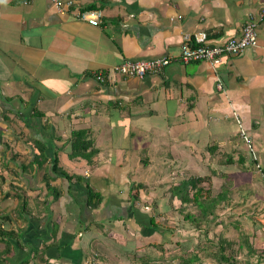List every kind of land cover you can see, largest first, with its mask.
Instances as JSON below:
<instances>
[{"label":"crops","instance_id":"crops-1","mask_svg":"<svg viewBox=\"0 0 264 264\" xmlns=\"http://www.w3.org/2000/svg\"><path fill=\"white\" fill-rule=\"evenodd\" d=\"M75 1L79 10L101 12L98 26L59 15L49 0H0V264L171 261L161 255L167 229L151 232L148 203H133L131 188L163 191L173 200L157 214H171L175 202L178 214L171 188L208 177L202 167L213 166L217 152L230 162L246 144L242 134L264 171L262 0ZM250 19L256 46L214 66L182 60L184 35L202 33L208 45H222ZM162 57L169 62L161 73H111L128 60ZM107 72L104 83L96 80ZM76 132L90 141L92 157L73 155ZM54 164L70 182L51 173ZM88 189L100 195L97 207ZM180 228L169 233L183 248ZM249 256L238 264L257 262Z\"/></svg>","mask_w":264,"mask_h":264},{"label":"rangeland","instance_id":"rangeland-1","mask_svg":"<svg viewBox=\"0 0 264 264\" xmlns=\"http://www.w3.org/2000/svg\"><path fill=\"white\" fill-rule=\"evenodd\" d=\"M241 144L237 145L235 151L231 152V163L224 162L226 153L217 152L213 156L212 162H210L213 166L204 163L202 167V170H206V167L211 170V174H208V177H203L204 181L197 184L198 188L202 190V196L214 199L219 193L223 192L224 197L223 201L216 207L213 205L215 207L213 209L214 215L208 217L209 221H204L198 229H195V225L183 221L184 215L182 217V215L173 212L179 206L178 202H175L176 205H172L171 214L164 213V215L161 214V216L156 217L162 220L161 222L167 221V226H163V228H169L170 230L171 228L181 227L178 234L180 237L182 235L180 241L183 248L178 247L176 244V231H174L175 236L166 232L169 238L165 239L167 244L162 245L161 255L170 258L171 261H168L170 264L174 263L179 255H190L188 250L195 249L198 243L199 254L201 256L207 255L213 248L210 243L212 241L217 243L221 237L229 239L230 242L228 243L232 244L229 248L225 247V252L235 258L233 264H238V261L244 263V257H247V261H249V255H253L251 261L256 260L259 256H264V171L257 162V155L255 151H252L253 148L250 149L246 144V147L243 143ZM238 158H241V160L239 161ZM145 163L146 160L141 158L139 163L141 168L145 167ZM153 169L157 170L156 168ZM204 175L206 176L207 172L203 173ZM196 178L198 177H192V179ZM210 179L213 180L212 183ZM158 192L161 193V197H158V193L154 191L152 196L147 191L143 192L142 195L137 193L139 203H148L151 206L155 203L156 207L154 208L161 210V204L168 205L172 199L168 200L162 194L163 191ZM215 201H213V204ZM18 209L22 210V208ZM148 211L152 214L150 209ZM188 211L200 215V210L197 208L190 207ZM217 224L219 225L217 226ZM213 226L215 227L212 228ZM177 231L179 232V230ZM191 233L192 235H190ZM156 238L158 239V237ZM245 241L248 242V247ZM188 244H190V247ZM241 246L244 248L239 250ZM250 246L252 248L251 252L248 250ZM202 252H206V254H202ZM203 259L204 263H209L208 258Z\"/></svg>","mask_w":264,"mask_h":264},{"label":"trees","instance_id":"trees-1","mask_svg":"<svg viewBox=\"0 0 264 264\" xmlns=\"http://www.w3.org/2000/svg\"><path fill=\"white\" fill-rule=\"evenodd\" d=\"M71 141H72L71 145H72L73 155H79L80 154L86 158L92 157L94 151L93 150L88 151V148L91 147V143H90V141L85 140V135L83 132H76L75 134H73ZM86 151H88V152H86ZM231 162H232V159L230 160V162H225V163H231ZM51 173H53V175H55V176L58 174V176L65 178L67 181H69V182L71 181V177L67 176L63 172H60L55 164L51 168ZM52 180H54L53 177H49L46 180V182H45L46 189H47L48 193L52 194L55 198H57L59 196V193L55 192V190H53L54 188H52L50 186V182ZM202 181H204L203 178L184 180L180 183H177L170 190L171 196L175 197L181 205L179 207L178 214L182 215V217L184 215L183 221H185V222L188 221L191 224L195 225L194 226L195 229H198L204 221H206V222L209 221L208 217L214 215L213 209L216 207V205H218L224 199V197L222 195L223 192L219 193L214 199L204 198L202 196V190L200 188H198V185H197V184H200ZM142 187L143 186H139V185L132 186L131 190L134 193H132V195L130 196V200L133 203L138 202L139 199H138L137 192H138V189H140ZM143 189H145V188L143 187ZM87 196H88L87 198L89 200L94 201V203L92 202L94 207H97L99 205V203L101 202L100 195L98 193L92 192L89 189H88ZM170 199L173 200L172 197H168V200H170ZM213 201H215L214 204H213ZM146 206H148V204H146ZM154 207H156L155 203L153 204V206L147 207L148 209H150L152 211L151 212L152 215L148 219V221L150 222L149 226H150L151 232L158 231L159 230L158 225L167 226V222H159L156 219V217L160 216L161 214H157L158 210H157V208H154ZM190 207L199 209L200 215L199 214H192L191 211H188L190 209ZM156 221L158 224L156 223ZM210 221H213V220H210ZM218 225L219 224H217V226ZM214 227L215 226H213L212 228H214ZM232 227L235 228L233 225H232ZM165 230L168 233L170 232L169 228H165ZM246 240H247V238H246ZM228 242H230V240L226 239L224 237L219 238L217 243L212 241L210 243V246L213 248L210 250V253H207V255H204V258H208L209 261H212L215 264H233L234 263L233 258L231 259V263H229L228 262V259H230L229 254L225 252L226 251L225 247L229 248L232 245L231 243H228ZM245 243H246V246L248 247V242L245 241ZM248 250H249V252L252 251L251 246L249 247ZM198 252H199V248L196 249L195 254L190 255V257L188 258L187 261H185V257H183V258H181L180 261H178L177 264H202V257L203 256H201ZM203 253L206 254V252H202V254ZM256 260H257V262L255 261L256 263H253V264H258L259 262L261 263L262 260L264 262V259H262V256H259V258H257Z\"/></svg>","mask_w":264,"mask_h":264},{"label":"built area","instance_id":"built-area-1","mask_svg":"<svg viewBox=\"0 0 264 264\" xmlns=\"http://www.w3.org/2000/svg\"><path fill=\"white\" fill-rule=\"evenodd\" d=\"M56 12L59 15L71 14L76 20L85 21L91 26H98L101 19L99 10H79L75 0H50ZM260 15L264 16V0L261 3ZM258 33L257 24L253 19L248 20L241 30V34L236 39H229L222 45L211 46L206 43L205 35L198 33L191 39L190 35H184L181 46V57L184 62L204 61L209 62L212 66L218 64L224 57H234L240 55L245 49L254 47L257 44ZM192 43L194 46H192ZM166 57L149 61H131L128 60L119 66L113 68L111 73L122 76L142 78L147 74L161 73L168 64ZM107 73H99L95 76L96 80L104 83L108 80ZM221 88V85H218ZM247 146L250 144L247 138L242 134ZM147 210L148 208L145 207Z\"/></svg>","mask_w":264,"mask_h":264},{"label":"clouds","instance_id":"clouds-1","mask_svg":"<svg viewBox=\"0 0 264 264\" xmlns=\"http://www.w3.org/2000/svg\"><path fill=\"white\" fill-rule=\"evenodd\" d=\"M29 1L30 0H24V3H26V4H28L29 3ZM50 1V0H49ZM51 2V1H50ZM145 207H150V205H148V206H144V209H145ZM146 210V209H145ZM146 212L149 214V211H148V209L146 210ZM152 215V214H151ZM151 217V216H150ZM158 224V223H157ZM162 227V226H161ZM163 228V227H162ZM230 256V255H229ZM166 263H168V264H170L169 262H164L163 264H166ZM156 264H162V262H160V263H156ZM173 264V263H172Z\"/></svg>","mask_w":264,"mask_h":264}]
</instances>
